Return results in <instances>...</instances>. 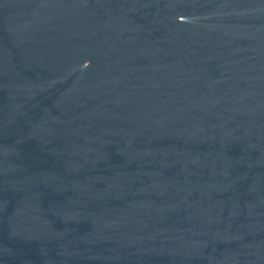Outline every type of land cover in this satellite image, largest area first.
<instances>
[{
    "label": "water",
    "instance_id": "1",
    "mask_svg": "<svg viewBox=\"0 0 264 264\" xmlns=\"http://www.w3.org/2000/svg\"><path fill=\"white\" fill-rule=\"evenodd\" d=\"M0 264H264V0H0Z\"/></svg>",
    "mask_w": 264,
    "mask_h": 264
}]
</instances>
